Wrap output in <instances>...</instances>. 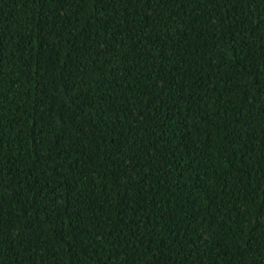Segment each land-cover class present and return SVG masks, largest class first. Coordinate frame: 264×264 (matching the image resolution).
<instances>
[{"label":"trees","instance_id":"obj_1","mask_svg":"<svg viewBox=\"0 0 264 264\" xmlns=\"http://www.w3.org/2000/svg\"><path fill=\"white\" fill-rule=\"evenodd\" d=\"M0 264H264V0H0Z\"/></svg>","mask_w":264,"mask_h":264}]
</instances>
